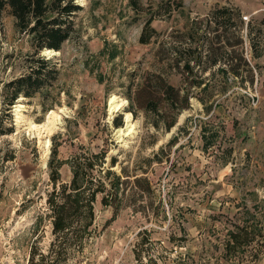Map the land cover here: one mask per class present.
<instances>
[{"label": "rangeland", "instance_id": "1", "mask_svg": "<svg viewBox=\"0 0 264 264\" xmlns=\"http://www.w3.org/2000/svg\"><path fill=\"white\" fill-rule=\"evenodd\" d=\"M77 1L83 10L76 31L59 51L42 52L57 63L56 81L0 114L2 127L12 129L0 135V264H27L34 239L43 251L49 242L44 209L54 148L62 161L58 182L71 178V157L102 153L106 169L145 176L151 186L118 209L97 195L96 232L78 264H138L133 248L143 235L159 264H264V0H180L182 12L152 21L160 36L150 44L138 41L147 15L135 13L129 0ZM156 1L139 0L143 8ZM222 7L238 10L243 25L226 33L234 46L219 52L233 63L242 53L251 71L234 76L223 63L195 66L209 86L192 88L169 130L155 128L152 113L131 112L127 95L147 72L182 84L173 46L186 48L192 19ZM29 52L27 37L4 12L0 100L3 82L22 72ZM119 113L122 125L115 127ZM244 225L253 227V240L233 250L229 232Z\"/></svg>", "mask_w": 264, "mask_h": 264}, {"label": "trees", "instance_id": "2", "mask_svg": "<svg viewBox=\"0 0 264 264\" xmlns=\"http://www.w3.org/2000/svg\"><path fill=\"white\" fill-rule=\"evenodd\" d=\"M133 10L138 14H146L140 30L138 41L142 44L155 43L159 36L152 26L154 19L169 16L173 9H180V0H158L150 2L143 8L139 0H129ZM83 10L77 0H0V17L7 12L14 20L15 30L27 37L31 52L22 56V72L3 82L0 100V114L9 115L8 110L19 96L29 97L32 94L47 89L56 81L59 68L52 58L42 52L45 50L59 51L76 31V16ZM243 25L239 11L234 8L222 7L211 11V15L203 21L192 19L187 31L186 48L173 46L174 62L181 64L183 80L175 86L161 74L147 72L137 88L128 93L129 110L134 113V107L141 108L145 114L152 113V125L159 129L162 126L169 130L176 123L177 115L189 105V98L194 86L206 89L208 81L202 77L195 66H206L223 63L225 73L239 76L241 69L251 71L249 63L242 53H239L237 63L233 58L227 59L220 53L223 47L234 46L229 42L227 34L234 35ZM221 29L223 34L219 33ZM211 32V33H210ZM242 47V38L237 41ZM207 50V53L204 51ZM229 52H235L232 48ZM115 50L108 52V58L115 57ZM102 81V77L98 76ZM0 115V135L9 133L12 129L2 127ZM113 126L122 125V113L112 119ZM175 139H171L173 142ZM49 160L52 188L46 194L44 215L50 223V239L43 251L35 238L30 245L27 264H68L80 263L83 253L92 241L96 229L94 227V202L101 194V203L105 207L118 209L124 201H131L133 195L142 190L150 191V183L145 176L125 174L106 169L102 153H81L71 157V178L66 182L59 181L58 168L62 161L56 159V149ZM115 159L111 160V165ZM253 227L244 225L229 232L228 245L232 249L248 245L253 240ZM151 240L143 235L135 243L134 256L138 264H159L148 252ZM148 244V245H147ZM147 245V246H146ZM231 248V247H230ZM229 250V248H228Z\"/></svg>", "mask_w": 264, "mask_h": 264}]
</instances>
